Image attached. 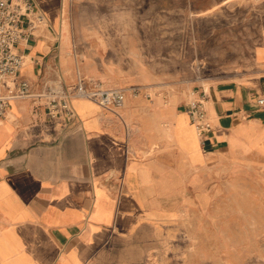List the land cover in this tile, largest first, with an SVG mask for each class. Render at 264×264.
Instances as JSON below:
<instances>
[{"label":"crops","instance_id":"obj_1","mask_svg":"<svg viewBox=\"0 0 264 264\" xmlns=\"http://www.w3.org/2000/svg\"><path fill=\"white\" fill-rule=\"evenodd\" d=\"M32 1L46 25L17 46L24 66L9 82L29 83L31 97L10 101L0 121V264H149L161 232L200 204L210 161L186 149L189 99L169 90L181 74L170 79L149 38V0ZM79 81L124 90L125 107L76 98L71 119H52L50 92ZM213 87L214 128L199 135L208 155L248 143L235 129L264 121V77Z\"/></svg>","mask_w":264,"mask_h":264},{"label":"rangeland","instance_id":"obj_2","mask_svg":"<svg viewBox=\"0 0 264 264\" xmlns=\"http://www.w3.org/2000/svg\"><path fill=\"white\" fill-rule=\"evenodd\" d=\"M149 29L168 58L170 79L181 74V87L170 92L189 104L203 97L210 123L213 86H250L264 77V0H149ZM178 119L189 126L187 114ZM250 125L235 129L248 143L232 139L235 149L215 155L202 152L199 129L190 126L196 138L186 149L210 160L202 168V200L161 232L149 264H264V121L259 131Z\"/></svg>","mask_w":264,"mask_h":264},{"label":"built area","instance_id":"obj_3","mask_svg":"<svg viewBox=\"0 0 264 264\" xmlns=\"http://www.w3.org/2000/svg\"><path fill=\"white\" fill-rule=\"evenodd\" d=\"M46 25V19L32 0H0V121L5 116L9 102L31 97L30 85L21 82L16 87L9 86L18 77L24 66V59L18 53L17 46L28 39L32 33ZM7 89V94H5ZM48 103L52 119H71L73 99H86L97 103L101 108L118 111L125 107L126 94L122 89L105 88L98 82L86 84L79 81L76 88L65 90L62 85L50 92ZM199 96L186 107L193 124L197 125L200 135L213 131V125L207 118V111ZM264 105V100L259 101Z\"/></svg>","mask_w":264,"mask_h":264}]
</instances>
